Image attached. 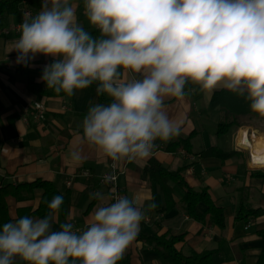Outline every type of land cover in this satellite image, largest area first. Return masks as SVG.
<instances>
[{
    "label": "clouds",
    "instance_id": "obj_1",
    "mask_svg": "<svg viewBox=\"0 0 264 264\" xmlns=\"http://www.w3.org/2000/svg\"><path fill=\"white\" fill-rule=\"evenodd\" d=\"M84 15L98 35L79 22L73 0H42L36 15L24 16L11 51L25 67L38 54L53 57L40 79L56 93L71 97L95 82L97 95L110 98L91 105L82 122V141L103 156L146 160L157 140L180 135L165 99L183 98L189 81L208 93L219 85L246 93L264 117V0H84ZM71 159L83 156L74 150ZM62 204L57 195L44 218L4 223L0 264L17 257L27 264H118L157 207H145L138 194L118 196L95 209L83 231L71 222L53 231Z\"/></svg>",
    "mask_w": 264,
    "mask_h": 264
},
{
    "label": "crops",
    "instance_id": "obj_2",
    "mask_svg": "<svg viewBox=\"0 0 264 264\" xmlns=\"http://www.w3.org/2000/svg\"><path fill=\"white\" fill-rule=\"evenodd\" d=\"M42 0H28L27 8L32 16L41 8ZM77 6L79 22L86 30H95L84 15V0H73ZM19 12L7 14L0 21V188L7 185L17 187L38 179L51 181L63 196L64 211L56 213L53 231H59L60 224L71 222L74 231H83L95 209L115 201L111 189L99 182V176L110 163L119 172L118 185L124 196L131 198L138 194L142 203L155 202L157 207L146 213L141 222L136 240L128 247L118 264H168L154 248L153 244L139 238L140 235L153 236L164 233L184 234L177 247L185 254L192 251H219L213 255L215 264H256L262 250L263 241L257 231L264 228V215L250 218L247 222L235 221L240 202L248 207L264 208V167L251 162L249 152L240 147L237 134L241 130L264 136V124L254 127L245 118L239 126H233L217 135V127L223 119L222 108L237 114L251 111L250 101L244 96L229 91L219 85L208 93L200 86L188 83L183 98L165 99V110L181 128L180 135L168 142L156 141L157 148L146 160L129 162L127 159L113 161L103 156L95 146L82 141V122L91 105L100 101L99 96L87 89L75 90L58 97L35 94L27 88L29 76L36 82L40 79L45 65L53 62V57L38 54L25 67L17 64V52L12 46L19 39L23 15ZM132 75L129 74V78ZM93 85L96 87V83ZM223 91V92H222ZM222 92L219 103L210 108L214 93ZM107 96V95H106ZM108 97V96H107ZM110 100V98L108 97ZM190 151L183 146L170 150L171 142L187 138L191 132ZM240 136V135H239ZM217 149L226 156H203L202 152ZM79 150L83 156L80 162L71 159V152ZM253 154V146L251 149ZM150 158H155L169 170L184 168L181 172L187 184L196 191L208 189L218 206L223 207L226 225L221 228L208 222L199 221L183 209L182 189L171 184L173 205L168 210L160 185L144 172ZM99 193L102 199L95 198ZM43 190L41 188H17L15 193L6 195L5 200L12 220L28 216L41 218L35 214L39 207ZM153 198V199H149ZM198 210L203 213L206 205L200 203ZM69 217L71 219L69 220ZM16 264H27L17 257Z\"/></svg>",
    "mask_w": 264,
    "mask_h": 264
},
{
    "label": "trees",
    "instance_id": "obj_3",
    "mask_svg": "<svg viewBox=\"0 0 264 264\" xmlns=\"http://www.w3.org/2000/svg\"><path fill=\"white\" fill-rule=\"evenodd\" d=\"M20 1L21 0H0V21H2L7 14L18 13V5ZM91 32L94 36L99 34L96 30H91ZM188 83H190V81ZM27 88L35 94H40L44 96L58 97L66 94L63 91H61L60 93H56L54 90L48 89L44 81L36 82L32 76H29ZM86 89L97 94L96 87L94 85H91ZM222 92H216L213 94L210 103L211 109L216 107L217 103H219V96L222 95ZM99 99L103 102H110L106 94L99 95ZM222 110L223 119L219 122L216 132V134L219 136L227 133L231 127L239 126L242 122V118H245L254 127L264 124V117H261L258 113H255L252 110L243 111L237 114L230 112V110L224 107L222 108ZM195 135L196 131H193L187 138L169 143L167 145V148L170 150H175L178 147L183 146L188 151H190L191 138ZM157 141L161 142V140ZM201 155L226 156L227 154L220 150L212 148L202 152ZM183 170L184 168H180L178 170L172 171L166 168L155 158L149 159V163L145 167L144 172L160 185L161 191L165 196V206L162 208V210H168L173 205V189L171 187V184L174 183L178 185L183 191L182 204L183 209L187 214L199 221H204L206 219V216L208 215V222L210 224H214L221 228H224L226 225V219L223 207L218 206L215 203L208 189L196 191L191 188L181 175V172ZM257 175L264 178L263 172H258ZM20 187L41 188L43 190V195L39 207L35 211V214L39 215L41 218H44L50 211V209L47 207V203L51 202V200L55 196L61 195V193L57 190V188L51 181L42 179H38L32 183L19 185L17 187L7 185L4 188H0V230H2V226L4 223L12 221L8 213L5 197L9 193H15L17 188ZM200 203L206 205V210L203 213L198 210V205ZM60 210L62 212L64 211L63 204L61 205ZM261 215H264V208H247L242 202H240L236 210L235 221L247 222L250 218H256ZM257 236L263 241V246L259 258L256 261V264H264V228L257 231ZM184 237V234L172 235L169 233L153 236H139V238L153 244L154 248L157 250L159 255L168 264H215L213 260V255L219 251L218 249L204 250L201 252L192 251L189 255H185L177 247V243L182 241ZM76 264H80V262L77 261Z\"/></svg>",
    "mask_w": 264,
    "mask_h": 264
},
{
    "label": "built area",
    "instance_id": "obj_4",
    "mask_svg": "<svg viewBox=\"0 0 264 264\" xmlns=\"http://www.w3.org/2000/svg\"><path fill=\"white\" fill-rule=\"evenodd\" d=\"M27 3H28V0H21L19 3L21 6L20 10H21L23 17L25 15L31 14L30 10L26 6ZM0 31L4 33H8V30H6L5 28H1ZM253 138H254V133L253 132L249 133L248 131H246L245 138L241 140L239 136V140H238V145L246 149L249 152L250 160L252 163H254L253 154L251 153V149L253 146ZM258 166L264 167V165H258ZM118 176H119V172L114 163H110L108 168L105 171H103L101 175L99 176V182L102 184H105L111 189V194H112V198L114 201H115V197L124 196V194L121 192L120 187L118 185Z\"/></svg>",
    "mask_w": 264,
    "mask_h": 264
},
{
    "label": "bare ground",
    "instance_id": "obj_5",
    "mask_svg": "<svg viewBox=\"0 0 264 264\" xmlns=\"http://www.w3.org/2000/svg\"><path fill=\"white\" fill-rule=\"evenodd\" d=\"M240 139L243 140L245 138V132L243 130L240 131ZM239 135L237 134V142L239 140ZM256 142L253 144V158L255 165H264V136H256Z\"/></svg>",
    "mask_w": 264,
    "mask_h": 264
}]
</instances>
